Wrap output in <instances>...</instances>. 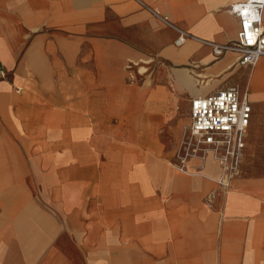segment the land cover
I'll list each match as a JSON object with an SVG mask.
<instances>
[{
	"label": "crops",
	"instance_id": "0c3cea01",
	"mask_svg": "<svg viewBox=\"0 0 264 264\" xmlns=\"http://www.w3.org/2000/svg\"><path fill=\"white\" fill-rule=\"evenodd\" d=\"M239 1L0 0V264H264V174L172 164L194 97L264 106V56L213 51Z\"/></svg>",
	"mask_w": 264,
	"mask_h": 264
},
{
	"label": "built area",
	"instance_id": "2783aa9c",
	"mask_svg": "<svg viewBox=\"0 0 264 264\" xmlns=\"http://www.w3.org/2000/svg\"><path fill=\"white\" fill-rule=\"evenodd\" d=\"M229 11L238 18L236 39L224 45H214L215 56L227 51L237 55L240 65H254L264 56V0H244L230 4ZM155 16L167 22L157 11ZM183 40L180 34L176 42ZM190 122L176 149L173 166L186 175L200 174L199 167L210 157L219 164L215 179L218 190L227 193L232 181L241 175L247 145L252 103L246 91L237 86L219 89L209 95H198L190 102ZM198 161L199 166L190 165ZM214 197L210 193L206 199Z\"/></svg>",
	"mask_w": 264,
	"mask_h": 264
},
{
	"label": "rangeland",
	"instance_id": "374dc122",
	"mask_svg": "<svg viewBox=\"0 0 264 264\" xmlns=\"http://www.w3.org/2000/svg\"><path fill=\"white\" fill-rule=\"evenodd\" d=\"M146 68L145 74L151 75L154 82L163 81V65L158 62H149L142 65ZM254 122L251 124L247 147L242 164V172L248 174H264V106L255 110Z\"/></svg>",
	"mask_w": 264,
	"mask_h": 264
}]
</instances>
